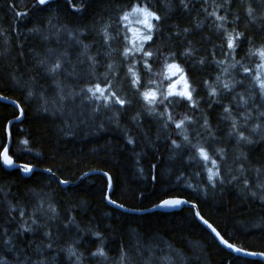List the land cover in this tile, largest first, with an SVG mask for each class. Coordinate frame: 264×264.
<instances>
[{"label":"trees","instance_id":"obj_1","mask_svg":"<svg viewBox=\"0 0 264 264\" xmlns=\"http://www.w3.org/2000/svg\"><path fill=\"white\" fill-rule=\"evenodd\" d=\"M137 6L155 14L138 46ZM262 53L264 0H0V95L24 112L9 154L34 169L3 166L20 112L0 101V264H264L193 208L122 212L101 174L62 185L99 171L129 209L183 197L264 254Z\"/></svg>","mask_w":264,"mask_h":264},{"label":"water","instance_id":"obj_2","mask_svg":"<svg viewBox=\"0 0 264 264\" xmlns=\"http://www.w3.org/2000/svg\"><path fill=\"white\" fill-rule=\"evenodd\" d=\"M0 101L13 105L20 112V116L17 119L11 121L7 126V143H6V146H5V148L2 152V155H1L2 164L8 170L20 169L22 171L23 175L30 176L34 169L33 168H24L21 165L16 164L14 162V160L10 157V154H9L10 148L12 145L11 125L14 122L19 123L23 120V118H24L23 109L19 105L18 102L14 101L12 99H9L7 97H4L2 95H0ZM5 155L7 156V161H10V163H8L5 160ZM46 172L51 174V171H46ZM95 174L104 175L108 180L109 185H108V193H107L106 201H107L108 205H110L111 207H113L117 210H120L122 212H126L129 214H137V215H144V214L153 213V212L173 213L176 211H180L185 207L193 208L195 210L197 220L201 223V225H203L214 236V238L218 241V243L224 249L228 250L229 252H231L232 254H234L238 257H242V258H246V259H254V260H258V261H261L264 263V254L263 253H254V252L242 249L240 247H237L236 245H233V244L229 243L228 241H226L222 237V235L219 233V231L200 214L199 207L196 204L189 203L183 197H179V196L178 197L177 196L176 197H169V198L164 199L163 201H161L157 205H155L151 208H148V209H144V210L129 209V208H126V207H124L118 203H115L111 200V194H112V190H113L112 177L108 173L99 172V171L88 172L85 175H83L81 177V179H79L77 182H75V183L63 182L62 185H63V187L73 186V185H76L79 182H81L83 179L88 178L89 176L95 175Z\"/></svg>","mask_w":264,"mask_h":264},{"label":"rangeland","instance_id":"obj_3","mask_svg":"<svg viewBox=\"0 0 264 264\" xmlns=\"http://www.w3.org/2000/svg\"><path fill=\"white\" fill-rule=\"evenodd\" d=\"M146 13H150L151 15L146 17ZM154 15L147 7L137 6L128 18V22L131 25V33L137 46L149 39L148 37H150L151 27L155 19ZM146 18L151 27H148V25L144 23ZM175 76L176 78L172 84V92L180 94L187 91L188 93V82L184 74L179 70L175 72Z\"/></svg>","mask_w":264,"mask_h":264},{"label":"snow or ice","instance_id":"obj_4","mask_svg":"<svg viewBox=\"0 0 264 264\" xmlns=\"http://www.w3.org/2000/svg\"><path fill=\"white\" fill-rule=\"evenodd\" d=\"M40 2H41V3H44L45 0H40ZM148 15H151V14H150V13H146V17H147ZM125 19H127V16L125 17ZM144 23H145L146 25H148V27H151V25L148 24L147 18L145 19ZM148 38H150V37H148ZM262 55H264V53H262ZM173 69H175V71H179V69L176 68L175 65H173V66L170 67V71H172ZM96 91H101V90H100V89H96ZM180 94H181V95H188L187 91L182 92V93H180ZM150 95H151V94H150ZM178 126H179V125H178ZM202 155H204V158L207 159L206 154H203V153H202ZM5 160L7 161V156H6V155H5ZM7 162L10 163V161H7Z\"/></svg>","mask_w":264,"mask_h":264}]
</instances>
